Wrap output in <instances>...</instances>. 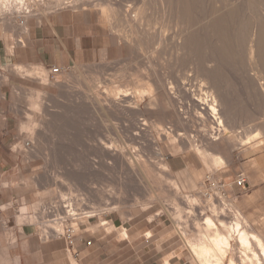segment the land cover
<instances>
[{"label":"rangeland","instance_id":"374dc122","mask_svg":"<svg viewBox=\"0 0 264 264\" xmlns=\"http://www.w3.org/2000/svg\"><path fill=\"white\" fill-rule=\"evenodd\" d=\"M5 1L7 2V4L10 2V0H0V3H6ZM26 1L21 3L20 5H24L23 9L30 10V16L28 15L29 17L26 16L25 13L19 14V11L17 9L19 7L17 5H12L13 3L9 5L10 7L7 5L9 9L13 7V12H8V10H6V13H2L3 10L1 11L0 27L5 26L3 28H6V25L4 24L6 23L8 28H6L7 30L0 28V37L12 38L14 35L18 36L21 32L17 29L21 25L22 27L23 25L26 26L28 20L36 19L38 21H41L49 14L56 11V9L58 10L62 8H75L79 5L76 8H79L81 6V9L83 8L91 10L95 14V17L103 22L105 26H107L109 30L116 35L120 42V49L118 55L113 60L93 62L86 65L74 66L68 69L61 68V72L58 75L54 76L50 73V68L48 69L44 67L42 69L41 66H37L41 68V76L43 77L39 75V80L42 78L41 81L43 82L39 81L37 79L38 77L30 79V77L28 76H21V74L19 73L17 74L16 68L20 66H14V69L13 66L6 69L9 73L16 74L17 78L15 79V84L13 86L14 101L12 106L14 107L15 112L18 114L19 126L17 128V140L12 143V147L13 150L21 154V156L20 159L17 160L19 165L18 170L15 172L12 171L9 175L10 178H13V184H15L19 188V197H16V202L6 203L3 207L6 209L12 208L14 210L18 224H28L32 226L34 230L42 237V240L45 241L49 239H45L46 235H51V237H58L65 233L67 226H73L77 231L79 230V228L83 227L84 223H88L90 232H106L104 228L99 227V224H101L103 221H108V223L113 222L116 226V229L111 233H115L120 238H122L123 236H121L120 234L124 227L123 223H126V227L139 222L144 225V223L147 222L146 220H155L156 218H162L163 220H165L166 225H172L175 231L179 234L184 250L181 256H184L193 264H199L198 261L193 258L194 256L190 253V248L188 246V237L189 239L193 238L194 240H198L201 235L200 231L205 232V220L201 219V214L199 215V212L197 211L195 213L193 212V218L192 214L189 212L195 211L192 210V207H190V203L195 200L193 202L200 204L202 203L201 205L203 207H207L208 205H218L219 207L223 205V207L231 208V210L233 211L238 210L246 219L251 228H253L254 231H256L264 238V207L260 211H254L253 207H248L246 212H243L240 206L241 203L239 201L241 196L237 193L231 194L228 190L230 185L234 186L236 176L239 173L243 172L246 175L247 168L251 171L254 170L255 166L252 165V162L255 159L258 160L259 164L264 167V56L262 55V58L259 56L255 57V60H253L250 58V55H248L250 41L251 43L255 40L257 41V39L253 36L254 30L252 29V27L254 20H264V0H252L251 2L248 1L246 3L248 5L245 4L243 5L244 7L240 5L241 1L237 0V2L235 1V3H233V0L229 3L230 7H227V9L224 8L222 10L219 9L221 11H219L218 8L215 9V6L211 3L209 5H206V3H203V0L201 1L203 5L197 4L201 3L198 0H189L191 3H194L196 1V4H191V7L195 5V7H199L197 9L195 7H190L192 10L187 7L190 2H188L189 4L186 3L187 5L185 7V2L181 1L182 5H180V7L182 9L183 7H185V9L187 8L188 10H190L189 12L186 9L191 15H187V11L186 14L183 13L184 9L182 11L181 9H177L178 11L176 10V12L179 14H177V16H174V14L176 13L175 10V13L173 12V10L172 13L171 9H168L170 4L172 3L170 0H162L163 2L160 0H118L119 2L116 0H108V2L110 1V3L113 2L114 7L116 6V10L112 6V4L106 2V0H104L105 3H103V0H96L97 2L93 3L92 6L88 5L89 7L86 3V5L84 4L83 0H66L69 1L68 4H64L62 6L59 5L60 7L56 4L58 0H30V2L27 1L28 4ZM71 1L77 2H75L76 4L72 3V5L69 4L71 3ZM115 1L121 3V5L123 4L122 6L124 7H121L122 9H120L119 4ZM160 2L163 3V7ZM168 2L170 3L169 6L166 5L168 4ZM181 2H179V4H181ZM98 3H102L105 5L106 3L108 5L110 4L111 6L109 5V8H107V5L104 8L110 9V7H113L111 8L112 13L108 10L109 16H107L106 10V15H103L101 13V6H97ZM50 4L51 7L53 4L54 8H50ZM54 4H56L58 8H56L57 6L55 7ZM94 5H96V8L93 7ZM141 6L143 7L142 9H144L146 6L145 10H147V12L145 11V14L144 12H142ZM137 7H139L140 10L137 9ZM211 7L216 11H211L212 9L209 10V8ZM124 8L125 10L129 11L128 13L130 14V16L137 14L139 23L134 25V30L133 26L125 20L127 19L126 16H123L126 14H124ZM133 9L138 10V12L141 11L142 13H139L141 16L145 15L146 18L148 17L147 19H150L148 20L149 23L151 21L150 25H147V21L145 20L146 26L154 27H152V29L150 27V30L149 27L148 29L145 28L140 20L142 17H139L140 15H138V13H136L137 11L135 12ZM121 11L123 12V14ZM212 12L215 14L217 12L218 13L213 16ZM170 13H172V15ZM210 14L212 16H210ZM11 16L13 18H11ZM122 16L123 18H125L123 19ZM172 16L173 18L175 17V20L176 18L178 19L179 16V21L183 19L187 20V18L191 19L192 17L194 26L191 25L192 23L190 24L191 26L187 23V27L190 26V29L184 26L183 28H187L188 31L183 29L182 25H186L187 22H185L184 20L183 24L181 23L182 21L179 22V24L181 23L182 25L180 24V28H177L178 26L176 27L175 23L172 22ZM195 16L197 17L195 18ZM182 17L184 18L182 19ZM121 18L123 23H121ZM168 18L170 20L169 24L168 22H166ZM8 19H10V21ZM12 19L15 20L13 21ZM142 20L144 22L143 18ZM162 20L166 22L168 26H170V28L166 23H163ZM152 21L153 23H157L153 24ZM14 22H17L16 24L18 26L14 24ZM224 22L227 23L225 24ZM9 23L11 24V26L13 24V26L11 27ZM127 23H129L128 25H131L132 28L128 27V25L126 26ZM171 24H174V26L171 27ZM141 25L146 30L142 29ZM14 26L17 27L13 28ZM161 26L165 27L162 29ZM136 27H139L137 28V30L139 31L136 30ZM11 28L12 30H9ZM175 28H177V30L179 29V31H177ZM13 29L16 30L14 31ZM119 29L120 31L118 32ZM161 29L162 32L164 31V29H166L164 32L167 31V34L164 32L163 34H160ZM184 31L189 33L191 32V34L188 35V33ZM173 32L174 34L178 32L176 35H174L178 38L173 37L172 39L168 40L171 36H173ZM147 33L148 35L145 36V34ZM251 33L253 37L251 36ZM181 34L183 39H180ZM161 35H166L169 38L167 37V39L166 36H163L164 38H161ZM122 36H124L125 38H122ZM125 40H128V42H126ZM240 46L242 48H240ZM176 51H178L179 53ZM230 55H233V57ZM45 72L47 76L45 75ZM150 73L154 76L144 81L145 79H147V77H149V75H151ZM204 73L205 76L208 75V78L204 76ZM143 74L145 75V77H147L144 78ZM139 75L143 77H140ZM184 75H189V77L187 76L188 79ZM193 76H195V78L198 77L196 79L198 86V81L200 80L205 79L204 81H206L207 84L209 83L208 86L204 88V91L207 90L214 93L216 90L214 95L218 98V100L221 98L220 100L222 101V103H220V105L222 104L223 106H220V108L222 109L219 111L218 115L222 120H224L225 124H227L226 126H229L228 128L230 129V131L234 132H231L232 135H235L232 136L231 143L226 144L223 148V152H225L224 155H222L223 158L221 156V154L223 153L222 150L221 152H218L221 153L220 156L222 160L224 159V163L221 159H219L221 160V162L217 160V155L219 154H211V156L209 154L211 152H207V149L211 151L213 149L210 145L208 148V144H205V141L203 142V150H190V148H192L191 144L193 145L192 142H194L191 140H195V132H197L198 134L199 131H203L208 134H214L211 128L215 126L211 122H208L206 126L207 119H200V117H206L204 114H201L202 116L200 117L196 116L199 113H196V115L194 114L196 110L194 111L192 109V107H194V104H192L194 98L192 97L196 96L197 93L195 92H198L197 96H199L200 94L198 86L195 83L196 80ZM155 77L159 78V80L160 78L162 80L165 78L167 79V81L163 83L164 86L168 84L167 87H165L167 89L160 90V94H162L160 98L163 99V97H165L164 100L167 99L163 103H165L168 108H163V106L161 105V100V102H157L160 105H157V108H160L162 106L163 110L166 109L167 120L164 117V122L162 123L164 124L166 120L167 124L165 123L162 128L165 129L167 127L166 129L168 130L171 128V131H169L171 132L170 135H172L173 133V139H171V137L167 138L166 134H161L158 132V124H156L157 120H155V118L157 119V117L155 115H152L154 110H152L151 108L149 109L148 107L150 96L146 90V83L149 82V80L151 82V79L153 78V80L155 81ZM191 77L193 79H190ZM189 79L192 81H190ZM134 81L136 84H133ZM168 81L170 82V84ZM177 81H181V83L179 82L180 84H184L183 81H185V83L187 82L188 84L189 82H192V84L190 83L189 85L186 83V86L191 87L194 92L186 91L187 94H184V89L179 92L180 84H177ZM151 83L158 88V85H156V83H154L153 81ZM112 84L114 87L112 86ZM139 84L141 86H138ZM115 86L118 89V92L116 91V89H114ZM193 86L194 88L196 87L195 89L197 90H194ZM105 91L111 92L106 93ZM114 91L116 93H119L118 95L121 96L119 97L115 95V97L119 98L118 101L112 100L115 97H112V99L110 100L111 94L113 93L112 96H114L115 94ZM127 92L129 93V95H127ZM138 92H140V94H138ZM163 92L166 94H164ZM170 92L174 93L173 95H175V98L172 96V94L171 96L170 94H168ZM95 93L97 96L95 95ZM212 93L211 95H213ZM36 94L38 98H44L43 102L36 97ZM105 94H109L110 96ZM123 94L127 96L125 97ZM39 95L41 96L39 97ZM43 95L44 97H42ZM141 96L143 99L141 98ZM94 97H97L94 101L97 103L99 102V104L92 101ZM100 97L104 101H101ZM124 97L125 99L128 97L129 102L125 100ZM123 99L129 104L123 101ZM171 99L176 101L173 102ZM111 101L112 103L117 104H112ZM170 101H172V103ZM183 102H186L185 105ZM119 103L123 104L120 105ZM109 104L110 106L112 104V106L110 107ZM113 105H119L121 108L118 106L119 108L117 107V109H115V106ZM154 107L156 109L155 112H158L159 109H157L156 106ZM180 108L184 110L181 111ZM130 109L132 112L130 111ZM177 109L180 113H182L180 114ZM127 110L128 112H125ZM138 111L139 113H137ZM182 114L183 116L180 117V115ZM178 117L180 118V120L178 119ZM184 119L188 120V122ZM176 123L178 125H176ZM210 124L212 126H209ZM181 127H183V129ZM34 129L35 131L37 129L38 130L35 132ZM185 129L188 130L184 131ZM20 130L23 131V133ZM28 131H31L32 134ZM142 131H144L145 133H142ZM135 132L138 133V135ZM181 132L182 134L184 133L182 135L183 137L188 138L191 135L192 139H183L181 135L178 136ZM187 132L189 135L187 134ZM34 133L35 135L37 134L36 137ZM19 134L23 135L22 137L24 138V140L23 138L19 137ZM247 137H251V139L248 141L249 143H246L243 146H239L241 139H245ZM185 139L187 141H189L190 139L189 143ZM98 141H103L105 145L108 144L109 146L115 145L116 147H114L121 152L131 151V153L133 152L132 156L134 157L138 152L137 155L139 157L136 156V158H138L139 161H137L138 159L135 160L134 157H131V163L129 161V164L125 162L123 164L120 157L118 159L116 158V156L112 155L108 157L110 158L109 160L106 157L108 156L110 151H102L101 149L99 150V148L95 147V144L98 143ZM151 141H153L154 143ZM238 141L240 142L237 143ZM23 143L24 146L21 147ZM184 144H186V146L189 144L188 146L190 147L187 146L186 148ZM234 145L235 147H233ZM230 150L231 152H226ZM159 151L162 152L164 162L166 161L165 163H168L167 158L169 156H184L188 163L189 169L180 173L171 171V169L169 170V172L162 171V161H160L161 163L158 161L159 156L157 155ZM199 151L201 153L202 151L205 152H203L202 155L199 153ZM226 153L228 154V156ZM213 155H215L217 159H214ZM213 160H216V162ZM139 166L145 168L144 173L141 172L142 175L139 171ZM193 170H196V172H201L202 177L205 174L203 180L201 179V182H198L191 174L192 172H194ZM150 173L152 174L151 176ZM147 175H149L150 177ZM207 175H210L212 177V181L216 183L218 182L217 180H221V182L224 183L225 188H227L228 191L226 192V195H223V191L219 190L218 188L209 191L208 186L210 183L206 181ZM144 176L146 177V179ZM147 179L149 182L147 181ZM146 183H148V185ZM175 187L179 188H177V191L179 190L178 192H175ZM248 189L249 182L247 180L246 187L242 188V190H246L247 192ZM66 199H71L74 202V206L76 207L75 209L79 211H86L87 216L74 221H70L67 218L66 212L62 210L64 209L63 203ZM263 202L264 200L260 201V203ZM51 209H56V212H58L59 216H61V220L57 221L59 224H61L63 230L61 233L55 234L51 230V228L42 226L40 224L44 219H47L51 222L50 218L52 217V215L49 213L52 211ZM92 211L93 215L90 216L93 217L90 218L88 216L92 213ZM205 212L209 215L212 213L207 209L205 210ZM23 214L24 217L22 216ZM43 215L46 217L42 218ZM195 225L197 228L194 227ZM189 235L192 236L190 237ZM68 252V264H74V261L75 263L78 262L76 264H80L77 260V254H75L74 251L70 253V251L68 250ZM122 256H124V253H121V258ZM128 257L129 259L121 262V264H139V258L144 259L145 256L128 255Z\"/></svg>","mask_w":264,"mask_h":264},{"label":"crops","instance_id":"0c3cea01","mask_svg":"<svg viewBox=\"0 0 264 264\" xmlns=\"http://www.w3.org/2000/svg\"><path fill=\"white\" fill-rule=\"evenodd\" d=\"M26 30L7 40L0 37V264H68V250L77 254L80 264H121L129 259L128 255L145 256L138 257L139 264H193L181 256L184 250L179 234L162 218L146 220L144 225L139 222L126 227L123 223L128 236L122 238L111 232H90L88 223H84L71 243L66 236L42 240L32 226L18 224L12 208L3 207L19 197V188L9 175L18 170L17 160L21 156L12 147L19 126L18 114L12 106L17 78L6 69L22 64L68 69L113 60L120 49L116 35L89 9H58L41 21L28 20ZM167 162L171 171L180 173L189 169L182 155L169 156ZM252 165L253 171L246 169L247 192L236 184L228 188L231 194L241 196L243 212L248 207L254 211L264 207V202L260 203L264 200V167L256 159ZM191 174L198 182L205 176L196 170ZM225 191L228 192L227 188Z\"/></svg>","mask_w":264,"mask_h":264},{"label":"bare ground","instance_id":"6f19581e","mask_svg":"<svg viewBox=\"0 0 264 264\" xmlns=\"http://www.w3.org/2000/svg\"><path fill=\"white\" fill-rule=\"evenodd\" d=\"M26 0H10V2L7 4V2L6 3H0V14H1V11L3 10V12L2 13H4L6 10H8V12H13L12 10V8L13 7H11V9H9L8 7H7V5L9 6L10 4H12V5H17L19 8H17L18 9V13L20 14V13H25L26 14V16H28L29 14H30V10H25V9H23L24 7V5L22 6V5H20L21 3H23V2H25ZM28 2H30V0H27ZM26 1V2H27ZM54 1H56V0H54ZM70 1V0H69ZM69 1H66V0H58L57 1V5L59 6V5H64V4H68V2ZM78 1H82V0H78ZM98 1V0H97ZM96 0H83V2H84V4L86 3L87 4V6L88 5H90V6H92L93 5V3H95V2H97ZM99 1H101V0H99ZM104 1V0H103ZM112 1H114V0H112ZM116 1H118V0H116ZM115 1V2H116ZM120 1V0H119ZM118 1V2H119ZM135 1V0H134ZM160 1H162V0H160ZM168 1V0H167ZM172 3H171V2ZM169 2L171 3H169L168 2V4H166V5H168L169 6V4H170V6H169V8H168V6H167V8L170 10L171 9V12H172V10H173V12H174V10H175V12H176V10L177 9H181V11L184 9V12L183 13H185L186 14V11L188 10L187 8V10L185 9V7H186V5L187 4H189L188 2H190L189 0H170ZM181 1H183V2H185L184 3V6L185 7H183V9L180 7V5H182V2ZM199 2H201L202 0H198ZM197 1V2H198ZM204 2L203 3H206V5H209L210 3L212 4V5H214L215 7V9L216 8H218V10L219 9H224V8H226L227 9V7H230V5H229V3L230 2H232L233 0H203ZM235 1L237 2V0H234V2L233 3H235ZM239 1H241V3H240V5H245L248 1L249 2H251L252 0H239ZM28 2H27V4H28ZM75 2H77V1H71V3H69V4H72V3H74V4H76ZM82 2V3H83ZM106 2H108V0H106ZM118 2H116V3H118ZM163 2V1H162ZM162 2H160V4L162 5V7H163V3ZM179 2H181V4H179ZM193 2V1H192ZM196 2V1H195ZM191 3L190 2V6L188 5L187 7H191V4H196V3ZM81 3V4H82ZM103 3H105V1L103 2ZM108 3H110V1L108 2ZM129 3H131V2H129ZM128 3V4H129ZM144 3V2H143ZM187 3V4H186ZM203 3L201 2V3H197V4H202L203 5ZM56 4H54L55 5V7L57 6ZM80 4V5H81ZM83 4V5H84ZM85 4V5H86ZM99 4V5H98ZM97 4V6H101V13L104 15L105 13H106V10H107V16H109L108 14V10L109 11H111V13H112V10H111V8H113L114 7V5H113V2H111L110 4H112V6L113 7H110V9H106V8H104L106 5H107V8H109L108 6L110 5H108L107 3H106V5L105 4H102V3H98ZM115 4V3H114ZM119 4V8L120 9H122L121 7H124V6H122L121 5V3H118ZM232 4V3H231ZM264 4V3H263ZM49 5V4H48ZM73 5V4H72ZM116 5V4H115ZM131 5V4H130ZM205 5V4H204ZM246 5H248V4H246ZM16 6V7H17ZM58 6L56 7V8H58ZM75 6V5H74ZM79 6V5H78ZM78 6H76V7H78ZM111 6V5H110ZM196 6V5H195ZM195 6H193V7H195ZM232 6V5H231ZM10 7V6H9ZM15 7V8H16ZM47 7H49V6H47ZM52 7L54 8V6H53V4H52ZM51 7V4H50V8H52ZM60 7V6H59ZM75 7V8H76ZM81 7V6H80ZM79 7V8H80ZM84 7V6H83ZM89 7V6H88ZM93 7H95L96 8V5H94ZM180 7V8H179ZM193 7H191V8H193ZM244 7V6H243ZM118 8V7H117ZM134 8H136V7H134ZM143 7L141 6V9H142ZM145 8H146V6H145ZM145 8L144 9H142V12H144V14H145V11L147 12V10H145ZM156 8V7H155ZM190 8V9H191ZM196 9L197 8H199V7H195ZM240 8H242V7H240ZM16 9V10H17ZM26 9H28V8H26ZM76 9H78V8H76ZM83 9V8H82ZM91 9V8H90ZM98 9V8H97ZM100 9V8H99ZM114 9L116 10V6L114 7ZM132 9V8H131ZM137 9H139L140 10V8L139 7H137ZM167 9V10H168ZM210 9H212L211 11H213V10H215V9H213L212 7L211 8H209V10ZM245 9V8H244ZM10 10V11H9ZM57 10V9H56ZM94 10V9H93ZM115 10H113V11H115ZM123 10H125V8L123 9ZM122 10V11H123ZM136 13H138V15H140L139 13L141 12V11H139L138 12V10H135V9H133ZM144 10V11H143ZM167 10H166V12H167ZM192 10V9H191ZM208 10V11H209ZM221 10H219V11H221ZM50 11V10H49ZM117 11H119V10H117ZM121 11V12H122ZM132 11V10H131ZM178 11V10H177ZM189 12H190V10H188ZM187 11V12H188ZM216 11V10H215ZM214 11V12H215ZM241 11H243V10H241ZM129 11L128 10H125V12H124V14L125 15H123V16H126V18L127 19H125L126 21H128L132 26H133V30L135 29V27H134V25L135 24H138L139 23V19H138V17H137V14H134V15H132V16H130V14L128 13ZM141 12V13H142ZM164 12H165V10H164ZM169 12V11H168ZM172 12V13H173ZM174 12V13H175ZM187 13V15H189L190 13ZM192 12V11H191ZM195 12V11H194ZM6 13V12H5ZM114 13V12H113ZM131 13V12H130ZM134 13V12H133ZM172 13H170L171 15H172ZM180 13V12H179ZM208 13H210V12H208ZM207 13V14H208ZM213 13V12H212ZM218 13V12H217ZM216 13V14H217ZM9 14V13H8ZM32 14V13H31ZM52 14V13H51ZM105 14V15H106ZM115 14V13H114ZM122 14H123V12H122ZM132 14V13H131ZM147 14V13H146ZM177 12L174 14V16L176 15L177 16ZM184 14V15H185ZM215 13H213L212 15L213 16H215L216 15ZM143 15V14H142ZM179 15V14H178ZM191 15V14H190ZM193 15V14H192ZM200 15V14H199ZM211 14H210V16H212ZM4 16V15H3ZM7 16V15H6ZM22 16V15H21ZM30 16V15H29ZM28 16V17H29ZM39 16V15H38ZM106 16V17H107ZM111 16V15H110ZM123 16H122V18H123ZM145 18H144V17ZM143 16H139V17H142L143 19H144V22H143V20H142V18L140 19L141 20V23L143 24V26H145V28H147L148 29V27H149V30H150V27H151V29H152V27H154V26H146V21H147V25H150V23H151V21H150V23L148 22V20H150V19H147L146 18V16L145 15H143ZM161 17V16H160ZM159 17V18H160ZM180 17H181V14H180ZM180 17L178 16V19L176 18V20L173 18V16L171 17L172 18V22L173 23H175V26L177 27V28H180L179 27V25L182 23L183 24V22H184V20L185 19H183L184 17H182V19L183 20H181V21H179V19H180ZM188 17V16H187ZM190 17V16H189ZM197 16H195V18H196ZM202 17V16H201ZM0 18H1V15H0ZM5 18V17H4ZM4 18H2V19H4ZM6 18H8V17H6ZM11 18H13L12 16H11ZM10 18V19H11ZM110 18V17H109ZM113 18V17H112ZM116 18H117V16H116ZM122 18H121V23H123V21H122ZM125 18V17H124ZM123 18V19H124ZM170 18V17H169ZM169 18H168V20H166V22H168V24L170 23L169 21ZM210 18H212V17H210ZM220 18H222V17H220ZM259 18V17H258ZM10 19H8L9 21H10ZM118 19H119V17H118ZM157 19H158V17H157ZM163 19H165V18H163ZM237 19V18H236ZM7 20V21H8ZM13 20V19H12ZM15 20V19H14ZM13 20V21H14ZM146 20V21H145ZM173 20H175V21H173ZM199 20V19H198ZM207 20V19H206ZM1 21V20H0ZM3 21V20H2ZM5 21H6V19H5ZM8 21V22H9ZM105 21V20H104ZM157 21V20H156ZM163 21V20H162ZM187 21V22H186ZM209 21V20H208ZM207 21V22H208ZM7 22V23H8ZM18 22V21H17ZM17 22H14V24H16ZM125 22V21H124ZM161 22V21H160ZM166 22H164L163 21V23H166ZM171 22V23H172ZM179 22H181L180 24H179ZM185 22H186V25L185 24H181L182 25V28H183V26L184 27H187L188 26V24L190 25L191 23V25L192 26H194L193 25V19H192V17H191V19L190 18H187V20H185ZM206 22V21H205ZM216 22V21H215ZM3 23V22H2ZM114 23V22H113ZM129 23H127L126 24V26L129 24ZM144 23H145V25H144ZM149 23V24H148ZM152 23H153V21H152ZM155 23H157V22H154L153 24H155ZM162 23V24H163ZM188 23V24H187ZM225 24L227 23V22H224ZM223 23V24H224ZM5 25H6V28H8L7 27V24L6 23H4ZM10 24V23H9ZM25 24V23H24ZM152 24V25H153ZM167 24V23H166ZM168 24H167V26H168ZM194 24H195V20H194ZM1 25V24H0ZM3 25V24H2ZM17 25V24H16ZM111 25V24H110ZM113 25V24H112ZM131 25L129 26L128 25V27H131ZM164 25V24H163ZM180 25V26H181ZM190 25V26H191ZM209 25H210V23H209ZM10 26H11V24H10ZM12 26H13V24H12ZM11 26V27H12ZM18 26V25H17ZM17 26H14L13 28H15V27H17ZM114 26V25H113ZM123 26V25H122ZM143 26L141 25V27H142V29H144L143 28ZM166 26V25H165ZM164 26V27H165ZM166 26V27H167ZM174 26V24H171V27H173ZM189 26V27H190ZM215 26V25H214ZM226 26V25H225ZM3 27H5V26H3ZM3 27H0V28H3ZM21 27V28H20ZM160 27V26H159ZM162 27V26H161ZM164 27H162V29L164 28ZM169 28H170V26H168ZM167 27V28H168ZM189 27H187V28H189ZM6 28H3L4 30H7ZM125 28V27H124ZM132 28V27H131ZM137 28H139V27H136V30H137ZM156 28V27H155ZM166 28V29H167ZM177 28H175L176 30H177ZM185 29V28H183V29H185V30H187L188 31V29ZM17 29V28H16ZM15 29V30H16ZM162 29H161V33L160 34H163V32L166 30V29H164V31L162 32ZM171 29H174V28H171ZM190 29V28H189ZM252 29L254 30L253 31V36L257 39V41L255 40H253L254 42H252L251 43V41H250V47H249V54L248 55H250V58L251 59H253V60H255L254 58L255 57H261L262 55L264 56V49H263V47H264V20H262V19H256V20H254V23H253V27H252ZM252 29H251V31H252ZM1 30V29H0ZM3 30V31H4ZM9 30H12V28L11 29H9ZM14 30V29H13ZM14 30V31H15ZM18 31H20L21 33H23L24 31H27L26 30V26L25 25H23V27H22V25L21 26H19V28L17 29ZM144 30H146V29H144ZM176 30H175V32H176ZM195 30V29H194ZM226 30H227V28H226ZM240 30V29H239ZM120 31V29L118 30V32ZM123 31V30H122ZM121 31V32H122ZM137 31H139V30H137ZM136 31V32H137ZM169 31H171V30H169ZM177 31H179V29L177 30ZM190 31V30H189ZM134 32V31H133ZM132 32V33H133ZM145 32V31H144ZM167 32V31H166ZM166 32H164V33H166ZM184 32H186V31H184ZM222 32V31H221ZM2 33V32H1ZM135 33V32H134ZM138 33V32H137ZM142 33V32H141ZM178 33V32H177ZM177 33H175L174 34V32H173V36H171L170 38L168 37V36H166V38L168 39V40H170V39H172L173 37L175 38V37H177V36H174V35H176ZM180 33V32H179ZM182 33H183V31H182ZM186 33H188V35L189 34H191V32L189 33V32H186ZM196 33V32H195ZM239 33V32H238ZM129 34V33H128ZM136 34V33H135ZM150 34V33H149ZM158 34V33H157ZM167 34V33H166ZM229 34V33H228ZM236 34H237V32H236ZM241 34V33H240ZM130 35V34H129ZM138 35V34H137ZM142 35V34H141ZM144 35V34H143ZM146 35H148V33L147 34H145V36ZM193 35H195V34H193ZM243 35V34H242ZM242 35H241V37H242ZM125 36V35H124ZM124 36H122V38H125ZM150 36V35H149ZM156 36V35H155ZM162 36V37H161ZM160 37L161 38H164L165 36L164 35H161ZM164 36V37H163ZM179 36V35H178ZM184 36V35H183ZM185 36H186V34H185ZM237 36H238V34H237ZM251 36H252V33H251ZM252 36V37H253ZM181 38L180 39H183V37H182V34H181V36H180ZM231 37V36H230ZM159 38V37H158ZM178 38V37H177ZM190 38V37H189ZM209 38V37H208ZM239 38V37H238ZM6 39V38H5ZM185 39H186V37H185ZM195 39V38H194ZM224 39H225V37H224ZM254 39V38H253ZM7 40V39H6ZM130 40V39H129ZM134 40H136V39H134ZM162 40V39H161ZM166 40V39H165ZM236 40H238V39H236ZM126 42H128V40H125ZM12 42V41H11ZM139 42V41H138ZM186 42V41H185ZM192 42V41H191ZM236 42V41H235ZM244 42V41H243ZM242 42V43H243ZM130 43V42H129ZM176 43V42H175ZM240 43V42H239ZM241 43V44H242ZM237 44V43H236ZM235 44V45H236ZM177 45V44H176ZM227 45V44H226ZM239 45V44H238ZM243 45V44H242ZM192 46V45H191ZM203 46V45H202ZM225 46V45H224ZM231 46H232V44H231ZM200 48H202V47H200ZM222 48V47H221ZM226 48V47H225ZM240 48H242L241 46H240ZM239 48V49H240ZM130 49V48H129ZM180 49V48H179ZM216 49V48H215ZM223 49V48H222ZM235 49V48H234ZM239 49H238V51H239ZM10 50V49H9ZM143 50V49H142ZM13 52V51H12ZM176 52H178V51H176ZM179 53V52H178ZM233 53H234V50H233ZM229 54H230V52H229ZM178 55V54H177ZM223 55V54H222ZM230 56H232L233 57V55H230ZM228 57V56H227ZM235 57V56H234ZM223 58V57H222ZM262 58V57H261ZM224 59V58H223ZM229 59V58H228ZM230 59H233V58H230ZM258 59V58H257ZM215 61V60H214ZM213 61V62H214ZM211 62V61H210ZM40 65V64H39ZM38 65V66H39ZM14 66H16V65H14ZM13 66V69L15 68ZM22 66H23V64H22ZM22 66H20V67H17L16 68V72H17V74L19 73V74H21V76H28V77H30V79L31 78H36V77H38L37 79L39 80V75L41 76V73H42V71H41V68L40 67H37V65H36V67H22ZM27 66V65H26ZM35 66V65H34ZM212 66V65H211ZM41 67H42V69L44 68L43 67V65L41 64ZM141 70V69H140ZM46 71V70H45ZM134 71V70H133ZM144 71V70H143ZM146 71V70H145ZM184 71V70H183ZM186 71V70H185ZM140 72V71H139ZM138 72V73H139ZM22 73H23V75H22ZM158 73V72H157ZM188 73V72H187ZM194 73V72H193ZM133 74V73H132ZM151 74V73H150ZM166 74V73H165ZM183 74V73H182ZM182 74H181V77H182ZM185 74V73H184ZM44 75V74H43ZM45 75H46V72H45ZM44 75V76H45ZM144 75V74H143ZM145 75H146V73H145ZM145 75H144V78H146L145 77ZM159 75V74H158ZM167 75V74H166ZM166 75H165V77H166ZM190 75H192V74H190ZM194 75V74H193ZM200 75V74H199ZM47 76V75H46ZM140 76V75H139ZM152 76H154L153 74H151V75H149V77H147V79H143L144 81H146V80H148V78L150 79V77L152 78ZM185 76V75H184ZM188 77H189V75H187ZM187 76H185L186 78H187ZM201 76H203V75H201ZM204 76H205V73H204ZM6 77V76H5ZM41 77H43V76H41ZM140 77H143V76H140ZM194 78H195V76H193ZM205 77H207L208 78V75L207 76H205ZM7 78V77H6ZM45 78V77H44ZM156 78V77H155ZM198 78V77H197ZM197 78H195V80L197 79ZM48 79V78H47ZM114 79V78H113ZM112 79V80H113ZM154 79V78H153ZM153 79H151V82L153 81L154 83H156V85H158V88H157V86H155V85H153L151 82H150V80H149V82H147L146 83V90H147V92H148V94H149V96H150V100H149V103H148V107H149V109L151 108L152 110H154V112L152 113V115H155L156 117H157V119L155 118V120H157V123L156 124H158L157 125V130H159L158 132L159 133H161V134H166V136H167V138H170L171 137V139H173V133H172V135H170L171 134V128L168 130V129H164V128H162L163 127V125L166 123V120H167V118H166V115H167V112H166V109H162V106H163V108H168L167 107V105H165V103H163V102H165L166 100H164V98L165 97H163V99H161L160 97L162 96V94H160L161 93V91L160 90H162V89H167V88H165V87H167V85H165L164 86V84L163 83H165V81H167V79L165 80V79H163L164 80V82H163V80L160 78V80H162V81H160L159 80V78H156L155 79V81L153 80ZM188 79V78H187ZM190 79H193L192 77L190 78ZM189 79V80H190ZM201 79V78H200ZM3 80V79H2ZM42 80V78L39 80V81H41ZM44 80V79H43ZM135 80V79H134ZM140 80V79H139ZM182 80V79H181ZM184 80H186V79H184ZM205 80V79H204ZM204 80H200V81H198L199 83V86L197 85V80H196V85L198 86V90H199V96H197L198 95V92H195V93H197L196 94V96H191L192 98H194V100L192 101L193 103L192 104H194V107H192V109L195 111L194 112V114L196 115V113H199V114H197L196 116H202L201 114H204L206 117H200V119H207V123H206V126H207V124H208V122H211V123H213L215 126H213L211 129H212V131L214 132V134H208V133H206V132H203V131H199L198 132V134H197V132H195L196 133V136L194 137L193 135V137L195 138V140L194 139H192L191 138V135H190V137H188V138H190V139H192L191 141H194V142H192L193 143V145L191 144V146H192V148H190V150H196V151H198V150H201L202 148H203V142L205 141L206 143L205 144H208L207 146H208V148H209V145L212 147V149L214 150H209V149H207V152L208 151H210L211 153H209L210 155L211 154H219V155H217V158L215 157V155H213L214 156V159H217V160H219V159H221L222 160V158H223V156L222 155H224V153L225 152H223V148H224V146L226 145V144H230L231 143V139H232V136H235V135H232V133L231 132H233V131H230V129L226 126L227 124H225V122H224V120H222L220 117H219V111L222 109V108H220V106H222V104L220 105V103H222V101L220 102L219 100H218V98L214 95V93L216 92V90H215V92L214 93H212L211 91V93L214 95H211V93L209 92V91H204V88H206V86H208V84L206 83V81H204ZM211 80V79H210ZM7 81V80H6ZM49 81V80H48ZM93 81V80H92ZM176 81V80H175ZM174 81V82H175ZM190 81H192V80H190ZM41 82H43V81H41ZM130 82V81H129ZM140 82V81H139ZM169 82V81H168ZM178 82V81H177ZM180 83H181V81H179ZM177 83V84H180V83ZM189 82V81H188ZM193 82H194V80H193ZM5 83V82H4ZM8 83V82H7ZM47 83V82H46ZM124 83V82H123ZM133 83V82H132ZM183 83L184 84H180L179 86H180V89H179V92L180 91H182L183 89H184V94L186 93V91H193V89H191V87H187L186 85L188 84L187 82V84L185 83V81H183ZM192 84V82H189V84ZM114 84V83H113ZM113 84H112V86H113ZM133 84H136L135 83V81H134V83ZM169 84H170V82H169ZM175 84V83H174ZM188 84V85H189ZM121 85V84H120ZM131 85V84H130ZM173 85V84H172ZM195 85V86H196ZM111 86V85H110ZM122 86V85H121ZM138 86H141L140 84L138 85ZM155 86V87H154ZM190 86H192V85H190ZM114 87V86H113ZM112 87V88H113ZM124 87V86H123ZM137 87V86H136ZM88 88V87H87ZM110 88V87H109ZM119 88H121V87H119ZM128 88V87H127ZM133 88V87H132ZM193 88H194V86H193ZM196 88V87H195ZM194 88V90H197V89H195ZM207 88H209V87H207ZM111 89V88H110ZM114 89H116V91L118 90L117 88H116V86H115V88ZM113 89V90H114ZM138 89H139V87H138ZM170 89H171V87H170ZM173 89V88H172ZM210 89H211V87H210ZM121 90V89H120ZM119 90V91H120ZM136 90V89H135ZM145 90V91H146ZM112 91V90H111ZM111 91H108L109 93L111 92ZM126 91V90H125ZM139 91V90H138ZM106 92V91H105ZM108 92H106V93H108ZM118 92V91H117ZM121 92V91H120ZM129 92V91H128ZM127 92V93H128ZM146 92V93H147ZM177 92V91H176ZM178 92V93H179ZM194 92V91H193ZM114 96H112V94H111V97H110V100L112 99V97L114 98L115 97V95L116 96H119L118 94L119 93H116L115 91H114ZM123 93H124V91H123ZM126 93V92H125ZM164 93V92H163ZM191 93V92H190ZM189 93V94H190ZM98 94V93H97ZM138 94H140V92H138ZM164 94H166V93H164ZM164 94H163V96H164ZM168 94H170V96H171V94H172V96L175 98V95H173L174 93L173 92H170V93H168ZM187 94V93H186ZM188 94V95H189ZM193 94V93H192ZM41 95H42V93H41ZM41 95H39V97L41 96ZM95 95H96V93H95ZM102 95V94H101ZM105 95H109V94H105ZM125 97L127 96V95H129V93L127 94V95H125V94H123ZM191 95V94H190ZM97 96V95H96ZM110 96V95H109ZM139 96V95H138ZM144 96H145V94H144ZM180 96V95H179ZM218 96V95H217ZM36 97H37V94H36ZM42 97H44V95L42 96ZM93 97V96H92ZM99 97V96H98ZM107 97V96H106ZM119 97H121V96H119ZM123 97V96H122ZM125 97H124V99H125ZM38 98V97H37ZM97 97H94V99L92 100L94 103H97V102H95L94 100L96 99ZM104 98V97H103ZM128 98V97H127ZM125 99V100H129V98L128 99ZM141 98H142V96H141ZM38 99H40L42 102H43V99H41V98H38ZM37 99V100H38ZM100 99H101V97H100ZM99 99V100H100ZM105 99V98H104ZM109 99V98H108ZM123 99V101H125ZM140 99V98H139ZM143 99V98H142ZM142 99H141V102H142ZM146 99V98H145ZM184 99V98H183ZM183 99H181V100H183ZM81 100V99H80ZM106 100H107V98H106ZM112 100H119V98L118 97H115L114 99H112ZM121 100V99H120ZM162 102H161V101ZM172 100V99H171ZM180 100V101H181ZM186 100V99H185ZM101 101H104V100H102L101 99ZM122 101V100H121ZM120 101V102H121ZM127 101H125V102H127ZM173 102H175L174 100H172ZM172 101H170L171 103H172ZM33 102V101H32ZM108 102V101H107ZM110 102V101H109ZM114 102H116V101H114ZM129 102V101H128ZM127 102V103H128ZM145 102V101H144ZM157 102H161L162 104V106L160 107V108H157L158 106L157 105H159ZM182 102V101H181ZM224 102V101H223ZM106 103V102H105ZM111 103H112V101H111ZM124 103V102H123ZM122 103V104H123ZM126 103V104H127ZM184 103V102H183ZM186 103V102H185ZM185 103H184V105H185ZM33 104V103H32ZM97 104H99V102L97 103ZM103 104V103H102ZM112 104H117V103H112ZM112 104H111V106H112ZM120 104V103H119ZM122 104H120V105H122ZM125 104V103H124ZM129 104V103H128ZM127 104V105H128ZM132 104V103H131ZM143 104V103H142ZM167 104V103H166ZM174 104V103H173ZM172 104V105H173ZM188 104V103H187ZM191 104V103H190ZM71 105H73V104H71ZM147 105V104H146ZM175 105V104H174ZM34 106V105H33ZM107 106H108V104H107ZM109 106H110V104H109ZM110 106V107H111ZM113 106H115V105H113ZM119 106V105H118ZM118 106H115L114 108L115 109H117V107ZM133 106V105H132ZM154 106H156V108L157 109H159L158 110V112H155V107ZM160 106V105H159ZM177 106V105H176ZM183 106V105H182ZM44 107V106H43ZM103 107V106H102ZM120 107V106H119ZM118 107V108H119ZM147 107V106H146ZM223 107V106H222ZM107 108V107H106ZM121 108V107H120ZM125 108V107H124ZM170 108V107H169ZM175 108V107H174ZM110 109V108H109ZM112 109H113V107H112ZM111 109V110H112ZM115 109H114V112H115ZM126 109V108H125ZM128 109V108H127ZM138 109H140V108H138ZM181 109V108H180ZM186 109V108H185ZM190 109V108H189ZM188 109V110H189ZM121 110V109H120ZM152 110H151V112H152ZM163 110V111H162ZM178 110V109H177ZM184 109H181V111H183ZM201 110V111H200ZM119 111V110H118ZM130 111H131V109H130ZM150 111V110H149ZM187 111V110H186ZM199 111V112H198ZM125 112H128V110L127 111H125ZM132 112V111H131ZM178 112H179V110H178ZM185 112V111H184ZM189 112V111H188ZM32 113V112H31ZM137 113H139V111L137 112ZM180 113V112H179ZM179 113H178V115H179ZM182 113V112H181ZM180 113V114H181ZM40 114V113H39ZM123 114H124V112H123ZM143 114V113H142ZM221 114V113H220ZM130 115V114H129ZM170 115V114H169ZM194 115V116H195ZM181 116H183V114L182 115H180V117ZM188 116V115H187ZM231 116H232V114H231ZM140 117V116H139ZM166 118V120H165V123L163 124L162 122H164V119L163 118ZM169 117V116H168ZM183 118V117H182ZM181 118V119H182ZM186 118V117H185ZM196 118V117H195ZM139 119V118H138ZM178 119L180 120V118L178 117ZM177 119V120H178ZM191 119V118H190ZM224 119V118H223ZM153 120H154V118H153ZM185 121H187L188 122V120H186V119H184ZM193 120V119H192ZM135 121H136V119H135ZM138 121V120H137ZM146 121V120H145ZM203 121V120H202ZM226 121V120H225ZM143 122V121H142ZM154 122H156V121H154ZM178 122V121H177ZM41 123V122H40ZM145 123V122H144ZM179 123V122H178ZM25 124V123H24ZM167 124V123H166ZM182 124V123H181ZM180 124V125H181ZM190 124V123H189ZM199 124V123H198ZM203 124V123H202ZM127 125V124H126ZM154 125V124H153ZM176 125H178L177 123H176ZM183 125V124H182ZM181 125V126H182ZM192 125V124H191ZM190 125V126H191ZM204 125H205V122H204ZM21 126H22V123H21ZM138 126V125H137ZM187 126V125H186ZM185 126V127H186ZM199 126V125H198ZM201 126V125H200ZM209 126H212L211 124L209 125ZM25 127H26V125H25ZM141 127V126H140ZM146 127V126H145ZM179 127V126H178ZM184 127V128H185ZM196 127V126H195ZM155 128H156V126H155ZM182 129H183V127H181ZM180 128V129H181ZM191 128V127H190ZM200 128V127H199ZM203 128H204V126H203ZM206 128V127H205ZM33 129V128H32ZM137 129V128H136ZM140 129V128H139ZM179 129V130H180ZM189 129V128H188ZM188 129H185L184 131H186V130H188ZM209 129V128H208ZM210 129V130H211ZM231 129H232V126H231ZM38 130V129H37ZM36 130V131H37ZM167 130V131H166ZM21 131V130H20ZM34 131H35V129H34ZM35 131V132H36ZM130 131V130H129ZM138 131V130H137ZM169 131V132H168ZM173 131V130H172ZM208 131V130H207ZM22 133H23V131H21ZM28 132H30L31 133V131H28ZM144 131H142V133H143ZM175 132V131H174ZM189 132V131H188ZM188 132H187V134H188ZM127 133V132H126ZM134 133V132H133ZM132 133V134H133ZM136 133V132H135ZM139 133H141V132H139ZM145 133V132H144ZM146 133H148V132H146ZM158 133V134H159ZM210 133V132H209ZM234 133V132H233ZM32 134V133H31ZM116 134V133H115ZM129 134V133H128ZM137 135H138V133H136ZM184 134V133H183ZM182 134V132L181 133H179V135L178 136H182L183 135ZM20 135V134H19ZM34 135H35V133H34ZM37 135V134H36ZM36 135H35V137H36ZM118 135V134H117ZM144 135V134H143ZM189 135V134H188ZM23 135H20L19 137H21V138H23L22 137ZM31 136V135H30ZM165 136V137H166ZM177 136V137H178ZM29 137V136H28ZM34 137V138H35ZM137 137V136H136ZM142 137V136H141ZM140 137V138H141ZM147 137V136H146ZM162 137V136H161ZM33 138V139H34ZM152 138V137H151ZM163 138V137H162ZM181 138V137H180ZM182 138L184 139V138H186V139H188L187 137H183L182 136ZM39 139V138H38ZM101 139V138H100ZM155 139V138H154ZM170 139V140H171ZM185 139V140H186ZM190 139H189V141H190ZM241 139V138H240ZM251 139V137L249 138V137H247V138H243V139H241V142L240 141H238L237 143H239V146H243V145H245L246 143H249L248 141ZM23 140H24V138H23ZM22 140V141H23ZM32 140V139H31ZM149 140V139H148ZM29 141V140H28ZM33 141H35V140H33ZM135 141V140H134ZM187 141V140H186ZM189 141H187L188 143H189ZM219 141V142H218ZM237 141V140H236ZM151 142H153V141H151ZM156 142V141H155ZM27 143V142H26ZM34 143V142H33ZM105 143H108V142H105ZM111 143V142H110ZM154 143V142H153ZM191 143V142H190ZM32 144V143H31ZM36 144V143H35ZM95 144V143H94ZM187 144V143H186ZM186 144H184L185 145V147L187 148V146L189 145H187L186 146ZM29 145V144H28ZM93 145V144H92ZM125 145V144H124ZM132 145V144H131ZM24 146V143H23V145L21 146V147H23ZM32 146V145H31ZM115 146V145H114ZM113 145H111V146H109L108 144L107 145H105L104 143H103V141L101 142H99L98 141V143H96L95 144V147L96 148H99V150L101 149L102 151L103 150H106V152L108 151H110L109 152V154H108V156L106 157V158H108L110 155H112V156H116V158H118L119 159V157L121 158V161L123 162V164H124V162L125 163H128L129 164V161H130V163L132 162L131 160L132 159H130L131 157H134V156H132L133 155V152L131 153V151H128V152H121L120 150V152L118 151V149H116L115 147H114ZM238 146V147H239ZM15 147V146H14ZM29 147V146H28ZM129 147V146H128ZM188 147H190V146H188ZM233 147H235V145L233 146ZM17 148V147H16ZM15 148V149H16ZM30 148V147H29ZM118 148V147H117ZM207 148V147H206ZM206 148H205V150H206ZM227 148H229V147H227ZM232 148V147H231ZM124 150V149H123ZM135 150V149H134ZM158 150V149H157ZM160 150V149H159ZM187 150H189V149H187ZM203 150V149H202ZM221 150H222V154L221 153H218V152H221ZM139 151V150H138ZM23 152V151H22ZM106 152H104V153H106ZM203 152H205V151H202V153ZM215 152H217V153H215ZM226 152H231V150L230 151H226ZM24 153V152H23ZM103 153V152H102ZM136 153V152H135ZM140 153V152H139ZM156 153V152H155ZM199 153L200 154H202L200 151H199ZM137 154H138V152H137ZM135 155V160L136 159H138V158H136V156L137 157H139L138 155ZM199 154V155H200ZM206 154H208V153H206ZM220 154H221V156H222V158H221V156H220ZM227 154V153H226ZM141 155V154H140ZM158 156H159V159H158V161L160 162V161H162V166H161V170L162 171H165V172H169V170H170V168H169V165H167L168 163H165L164 162V158L162 157L163 156V154H162V152L161 151H159L158 152V154H157ZM203 155V154H202ZM111 156V157H112ZM201 156V155H200ZM212 156V155H211ZM226 156V155H225ZM227 156H228V154H227ZM204 157V156H203ZM202 157V158H203ZM207 157V156H206ZM114 158V157H113ZM212 158V157H211ZM109 160H110V158H108ZM112 159V158H111ZM117 159V160H118ZM114 160V159H113ZM221 160H219L220 162H221ZM224 160V159H223ZM223 160H222V162H223ZM137 161H139V159L137 160ZM213 161H215L216 162V160H213ZM225 162H226V159H225ZM121 163V162H120ZM219 163V162H218ZM224 163V162H223ZM223 163H222V165H223ZM217 164V163H216ZM221 164V163H220ZM226 164V163H225ZM142 166V165H141ZM141 166H139L138 168H139V171H140V173L142 172V173H144V169L145 168H143V167H141ZM145 166V165H144ZM159 166V165H158ZM97 168V167H96ZM147 168V167H146ZM150 170V169H149ZM151 171V170H150ZM145 172H146V170H145ZM148 172V171H147ZM142 173H141V175H142ZM152 173V172H151ZM150 173V176L152 175ZM144 175V174H143ZM147 176H149V175H147ZM149 176V177H150ZM145 177V176H144ZM171 177V176H170ZM145 179H146V177H145ZM155 180V179H154ZM147 181H148V179H147ZM151 181V180H150ZM175 181V180H174ZM149 182V181H148ZM177 183V182H176ZM147 185H148V183H146ZM152 184V183H151ZM146 185V186H147ZM150 186V185H149ZM155 186V185H154ZM178 186V185H177ZM174 187V186H173ZM150 188V187H149ZM176 189H175V192L177 191V188L178 187H175ZM174 189V188H173ZM179 189V188H178ZM147 190V189H146ZM155 190V189H154ZM172 191V190H171ZM179 191V190H178ZM177 191V192H178ZM150 192V191H149ZM158 192V191H157ZM156 192V193H157ZM174 192V191H173ZM103 193V192H102ZM152 193V192H151ZM159 193V192H158ZM137 195V194H136ZM187 196V195H186ZM155 198V197H154ZM195 199V198H194ZM193 201H195V200H193ZM192 201V203H190V207H192L193 209L192 210H195V211H189L191 214L194 212H199L198 214L200 215L201 214V219H204L205 221H204V225H205V232L203 231H200V233H201V235H200V237H199V239L198 240H194L193 238L191 239H189V237H188V246H189V250H190V253L194 256L193 258H195L196 259V261H198V263L199 264H264V238L260 235V234H258L256 231H254L253 230V228H251V226L248 224V222L246 221V219L241 215V213L238 211V210H231V208H227V207H223V205L222 206H219L218 207V205L216 206V205H208L207 207H203L200 203H196V202H193ZM102 202V201H101ZM211 202V201H210ZM224 202V201H223ZM117 203H119V202H117ZM213 203V202H212ZM229 206V205H228ZM23 209V208H22ZM25 209H26V207H25ZM57 209V208H56ZM55 209V210H56ZM114 209V208H113ZM210 210L212 213V216H211V214L209 215L208 213H206L205 212V210ZM48 210V209H47ZM52 210V209H51ZM50 211V210H49ZM53 211V210H52ZM179 211V210H178ZM89 212H91V211H89ZM88 212V213H89ZM44 213H45V211H44ZM193 213V214H194ZM26 214V213H25ZM57 214H58V212H57ZM95 214V213H94ZM120 214V213H119ZM176 214V213H175ZM193 214H192V216H193ZM197 214V213H196ZM59 215V214H58ZM90 215H93V211H92V213L91 214H89V216ZM23 217H24V214L22 215ZM21 216V217H22ZM181 216V215H180ZM191 216V217H192ZM44 217H46V216H42V218H44ZM63 217V216H62ZM177 217V216H176ZM196 217V216H195ZM180 218V217H179ZM178 218V219H179ZM193 218H194V216H193ZM197 218V217H196ZM199 218V217H198ZM245 220H244V219ZM61 220V219H60ZM197 220V219H196ZM195 220V221H196ZM199 220V219H198ZM35 221V220H34ZM33 221V222H34ZM194 222V221H193ZM192 222V223H193ZM198 222V221H197ZM32 223V222H31ZM40 223V222H39ZM101 223V222H100ZM42 226H46V227H49V228H51V230L53 231V232H56V233H61L63 230H62V227H61V224H59L58 222H53L52 220H51V222L49 221V220H42V222L40 223ZM181 224V223H180ZM191 224V223H190ZM64 225V224H63ZM99 227H101V228H104V230L106 231V232H108V233H110V232H112V231H114L115 229H116V226L114 225V223L113 222H111V223H108V221H103L101 224H99ZM190 227V226H189ZM194 227H196V225L194 226ZM199 227V226H198ZM197 228V227H196ZM204 228V227H203ZM182 229V228H181ZM185 229V228H184ZM200 229V228H199ZM96 230V229H95ZM184 233V232H183ZM194 234V233H193ZM121 235L123 236V237H125V236H128V232H127V230H126V228H124L123 227V229H122V232H121ZM148 235H149V233H148ZM150 236V235H149ZM190 236V235H189ZM192 236V235H191ZM190 236V237H191ZM74 258V257H73ZM194 259V260H195ZM73 260V259H72ZM74 264H76V263H78V262H76L75 263V261L73 262Z\"/></svg>","mask_w":264,"mask_h":264},{"label":"built area","instance_id":"2783aa9c","mask_svg":"<svg viewBox=\"0 0 264 264\" xmlns=\"http://www.w3.org/2000/svg\"><path fill=\"white\" fill-rule=\"evenodd\" d=\"M61 72V68L59 67H51L50 68V73L54 76V75H58ZM206 181H208L210 184L208 186L209 191L218 188L219 190L223 191V195H226V191H225V185L223 182H221V180H217L218 182H214L212 181V177L210 175L206 176ZM235 184L244 188L246 187L247 184V178L245 173L241 172L236 176L235 179ZM209 194V192H208ZM63 208L62 210H64L66 212L67 218L70 221H74L77 220L79 218H84L87 216L86 211H79L77 209H75L76 207L74 206V202L71 199H66L63 203ZM52 217L50 218L52 221H60L61 216L57 215V212L55 209H53V211L49 212ZM88 217H93V216H88ZM83 224V223H81ZM76 230L74 229L73 226H67L65 233L61 236H66L68 238V240L72 243V238L73 235L75 234ZM55 234H57L56 232H54ZM51 235H46L45 239L50 238Z\"/></svg>","mask_w":264,"mask_h":264}]
</instances>
